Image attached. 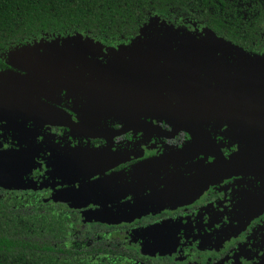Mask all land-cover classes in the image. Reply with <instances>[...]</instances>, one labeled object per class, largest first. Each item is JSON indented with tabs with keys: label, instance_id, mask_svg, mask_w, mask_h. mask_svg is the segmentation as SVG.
<instances>
[{
	"label": "flooded vegetation",
	"instance_id": "flooded-vegetation-1",
	"mask_svg": "<svg viewBox=\"0 0 264 264\" xmlns=\"http://www.w3.org/2000/svg\"><path fill=\"white\" fill-rule=\"evenodd\" d=\"M147 21L129 38L71 32L42 33L23 41L31 45L33 61L26 79L30 86L14 96L30 91L36 102L58 108L80 126L76 132L35 120H1V138L13 137L14 143L27 133L31 139L56 138V145L28 156L23 171L18 168L19 155L16 170L0 176L2 193H29L63 205L50 197H92V206L86 209L65 203L83 229L88 226L78 234L77 220L74 236L105 242L106 248H113L116 264H264V173L223 169L194 194L197 181L182 183L216 155L227 159L255 141L251 132L225 115L227 99L211 94L206 86L242 98L247 95V80L264 88V47L256 52L239 48L257 55L253 71L240 61L233 68L225 65L217 71L221 79L213 81L181 65L178 47L151 55L143 41L134 50L133 42ZM73 35H79L85 48L74 50L69 59L64 46ZM55 52L64 60L46 75L49 67L41 69V59ZM7 54L2 52L3 61ZM8 69L10 65L0 72ZM122 127L126 130L116 133ZM154 197L190 198L162 203ZM141 209L146 210L135 219L117 215ZM108 211L115 217L95 219L98 212ZM79 213L84 214L82 219ZM159 221L163 223L158 225Z\"/></svg>",
	"mask_w": 264,
	"mask_h": 264
},
{
	"label": "trees",
	"instance_id": "trees-1",
	"mask_svg": "<svg viewBox=\"0 0 264 264\" xmlns=\"http://www.w3.org/2000/svg\"><path fill=\"white\" fill-rule=\"evenodd\" d=\"M173 11L240 49L264 47V0H0V69L9 65L1 57L7 47L39 34L129 38L148 14L172 16ZM2 192L0 264H116L105 242L75 238L73 210L29 193Z\"/></svg>",
	"mask_w": 264,
	"mask_h": 264
},
{
	"label": "rangeland",
	"instance_id": "rangeland-1",
	"mask_svg": "<svg viewBox=\"0 0 264 264\" xmlns=\"http://www.w3.org/2000/svg\"><path fill=\"white\" fill-rule=\"evenodd\" d=\"M150 14H148V21L142 27L141 35L139 36L140 38L137 41L133 42L134 50H139L138 46L141 45L143 41H145V44H148V49L152 52L151 55H155L156 51L159 49L165 50L172 49L173 47H178L180 50L179 62L181 63V65L191 67L192 69L197 70L200 74L207 78H210L213 81H217L219 77L221 79V74L217 73V71H221V69L225 65H229L230 67H232L233 64L236 62L245 61L248 68L253 71V60L254 57H257V55L244 52L239 48L231 45L230 43L221 40L219 37L206 30L204 27L199 25L194 19H192L185 13L173 11L172 16L154 13ZM67 40H69V42L65 44L64 48L66 52H70L66 53L69 59L73 57L74 50H82L85 48V43L81 41L79 35L70 36L67 38ZM22 42H19L11 47L9 46L6 48V51L9 53L7 60L10 65V69L0 72V96L19 95L21 90L23 92L29 90L28 85L30 83L26 79H28L29 77L28 72L30 71V66L33 61L30 52L31 45L29 42ZM129 54L132 57L137 56V54ZM45 55L49 57L41 59V63L44 64L41 69H47L49 67L48 71H46L47 75L55 65L61 66L60 64L64 60V55L57 52H55L54 55ZM130 56L128 57L132 58ZM262 60L264 62V57H262ZM81 64L82 60L80 61V65ZM19 68L23 72L22 75L18 73L20 72ZM52 72H58V70H54ZM225 76H229L226 70ZM25 80L27 82H25ZM17 85L18 87H16ZM24 86L25 91L23 89ZM2 126L4 125L0 123V131H2L1 128H4ZM55 140H52L49 136H45L44 139L38 136L37 138L31 139V134L27 133L21 138L20 141L14 143L13 137L10 138L6 136L3 139L0 136V145H2V147H0V176H2L3 172L5 173L6 170L9 173H12L16 170L15 162H20L19 155H22V161L19 163L18 168L23 171L25 169L26 163H28L29 161L28 156L33 157L36 150H40L41 148H44L47 145H56ZM31 147H34V150L31 151ZM7 179H9V177H7ZM1 181L2 180H0V182ZM59 191H61V189ZM50 198L63 201L64 205L61 204L63 208H67L68 204H70L69 206L71 208L76 207V209H78L79 207L86 209L88 204L92 206V197ZM65 203L68 204L66 205ZM119 204L122 206V202H120ZM143 210L146 209L129 211L127 213L121 210L117 213V215L120 216V214L123 213L125 215V219L126 217L135 219V215ZM88 212L89 211L83 213L86 214ZM83 213L78 214L81 219L83 218ZM108 217H115V214L111 213L110 211L102 213L98 212L95 219H107ZM88 218L90 219L91 217L88 216ZM109 222L110 221H108L107 223ZM157 223L159 225L163 222L159 221ZM81 224L82 223H79L78 220V223L76 224V227H78V229H75L78 234L87 231L88 229V226L87 229H83Z\"/></svg>",
	"mask_w": 264,
	"mask_h": 264
},
{
	"label": "water",
	"instance_id": "water-1",
	"mask_svg": "<svg viewBox=\"0 0 264 264\" xmlns=\"http://www.w3.org/2000/svg\"><path fill=\"white\" fill-rule=\"evenodd\" d=\"M197 81L201 80L197 79ZM246 84L248 89L247 95L244 98L236 93H228L211 85L206 86L212 89L208 91L211 94L216 95L221 100L222 97L227 99L223 105L225 115L232 120L235 126L251 132L252 139H255V141L246 151L231 154L227 159L216 155V159L199 168L196 175L194 173L192 176L185 178L182 183H187L188 185H194V181L198 183L197 188L193 190L192 194L202 189V186L211 178L218 177L223 169L231 172L237 171L235 173H264V88L256 86L251 80H247ZM236 97H240V102H238V98ZM239 103L241 107H238ZM200 107L197 106L196 110H199ZM16 118L35 120L34 122L46 125H64L76 132L79 130L78 126H80L78 123L72 122L58 108L36 102L30 91L21 96H0V121ZM125 130L126 128L122 127L116 133H123ZM216 153L218 154L217 151ZM199 178L201 179L199 180ZM154 198L162 201V203H176L183 202L190 197Z\"/></svg>",
	"mask_w": 264,
	"mask_h": 264
}]
</instances>
